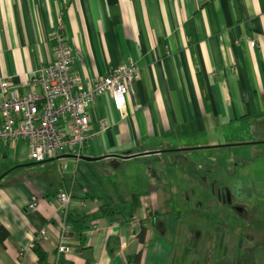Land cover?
I'll use <instances>...</instances> for the list:
<instances>
[{
    "label": "crops",
    "instance_id": "1",
    "mask_svg": "<svg viewBox=\"0 0 264 264\" xmlns=\"http://www.w3.org/2000/svg\"><path fill=\"white\" fill-rule=\"evenodd\" d=\"M60 24L73 51L72 75L92 83L133 62L140 78L127 94L123 116L109 95L96 97L90 108L93 138L81 155L76 150L54 159L60 189L51 180L47 185L14 177L15 168L31 161L29 146L0 141V222L10 231L0 264H204L207 248L205 258L197 253L190 262L177 259L199 251L203 235L193 231L192 246L177 247L172 241L189 228L180 222L182 212L168 206L180 189L194 184L186 171L206 167L204 149L215 153L225 146L222 139L238 145L264 126V0H0V76L9 77L13 90L29 92L30 76L55 61L53 32ZM101 119L109 129L102 130ZM208 138L210 145L204 144ZM193 140L202 141L189 144ZM138 157L142 170L133 169L140 182L126 183L122 164ZM110 165L118 169L113 181ZM210 176L203 174L201 182L209 183ZM63 193L72 196L66 209L57 199ZM194 198L200 207L203 201ZM32 201L38 210L27 208ZM121 201L133 207L132 215H102L82 231L68 219ZM213 211L205 218L213 237L228 242L233 234L244 242L234 230L216 226ZM142 223L144 243L138 238ZM235 240L227 246L229 255ZM34 241L44 253L41 260ZM60 243L67 252L59 254ZM236 247L247 256L248 250Z\"/></svg>",
    "mask_w": 264,
    "mask_h": 264
},
{
    "label": "built area",
    "instance_id": "2",
    "mask_svg": "<svg viewBox=\"0 0 264 264\" xmlns=\"http://www.w3.org/2000/svg\"><path fill=\"white\" fill-rule=\"evenodd\" d=\"M55 61L39 68L30 76L32 85L23 94L13 90L9 77L0 76V141L26 142L31 160L42 163L59 158L60 154L78 150L94 134L90 128V108L98 95H109L114 109L125 115L126 97L134 91L140 78L138 67L133 62L123 63L109 74L90 83L82 75L71 73L73 51L66 37L58 30L53 32ZM102 130L110 128L105 119L100 120ZM66 167V165H64ZM71 195L58 197L62 208H67ZM32 201L27 208L38 210ZM69 227L63 224L66 236ZM45 231H41L43 235ZM59 254L68 251L60 243Z\"/></svg>",
    "mask_w": 264,
    "mask_h": 264
},
{
    "label": "rangeland",
    "instance_id": "3",
    "mask_svg": "<svg viewBox=\"0 0 264 264\" xmlns=\"http://www.w3.org/2000/svg\"><path fill=\"white\" fill-rule=\"evenodd\" d=\"M58 30L59 33L66 37L64 33L62 32L61 24L55 29V31ZM233 129V128H232ZM257 129V128H256ZM231 130V129H230ZM260 131V132H259ZM212 135V133H208L207 136ZM229 137V136H228ZM213 138V137H212ZM245 138L242 142H238L240 144L238 145H231V141H225L222 139V142L219 141V144H223L225 146H220L219 150L221 151H215L212 148L204 149L203 153H205V157L203 162L206 163V167L203 168H191L193 172L197 173V177L194 178V174H189L187 171L185 173V179L187 176L189 179L194 180V184H189V186H185L184 189H180L179 195L172 199L171 205L168 206V209H174L175 213L182 212V217L180 218V222L182 224L184 223V226L187 227L188 230L183 233L182 236L177 237L175 241H172L176 244L177 247L180 249L191 247L193 244V233L195 231H200L203 235L202 240L196 244L197 250L199 251H193L192 249L187 252V254L182 255L180 254L178 256V260L181 261L182 258H184L185 262H190L188 257L195 256L197 253H200L196 255L198 258H203L205 254V249L207 248V253L205 254V257H211V260H209V264H239L237 258H239V251L235 246L244 247L242 245V242L239 243V237L236 238L233 234H231L229 237V240L227 242V237L223 238L225 240L219 241V237H213V231L211 227V224L207 222L206 216L211 213L212 219L216 218L218 219L215 223L216 226L222 227L223 229L227 228L230 231L233 232L232 227L236 226L235 221L237 218V215H235L234 212H231L226 206L223 205L221 201H216L210 199L211 196L215 197L214 194L217 193L218 189L220 187L227 186L228 188H231V190L236 193V196L240 199L241 203L246 205L249 210H256V213L258 216H261L264 220V215L262 216V209L264 208V126L258 127L257 134H251L246 133V136L242 137L241 139ZM202 141V140H201ZM200 140H193L189 144H196L198 142H201ZM210 138H208L207 141H205L204 144H209ZM210 145V144H209ZM221 152L222 155H219L218 153ZM162 158V157H161ZM176 158V157H175ZM197 160V158L195 159ZM212 165L211 168H208V163ZM214 162L218 163L220 167L215 166ZM183 164L184 162L181 161ZM52 164H55L56 167H53ZM158 165V162L155 163ZM58 162L57 160L53 161H47L38 163L33 160L28 162L25 166H21L18 168H15L12 175L16 178L20 177L23 179L31 180L32 182H41L42 180H46L45 184H50V180L53 182V185L59 188L58 180L60 177L59 169H58ZM123 171L121 173V177L125 179L126 183H138L140 180L138 179V174H135V169H133V166H135L138 170H142L141 166V158H137L136 161L132 162H124L122 164ZM160 170L162 167L165 166V162L163 160L159 162ZM53 167L52 169H50ZM118 170L117 168H114L113 166H107V173H110L112 175L113 172H116ZM222 171V176H217L219 181L216 183V189L214 190V193H212L209 189V183L201 182L202 175L205 173L210 174H217V172ZM156 172L155 170H153ZM138 172V171H137ZM162 172V170H161ZM153 175V174H152ZM154 176V175H153ZM153 176H150V178H153ZM106 177V175H105ZM116 176L112 175L110 178L111 181L115 179ZM200 178V179H199ZM61 179V178H60ZM103 180V179H102ZM108 181V179H107ZM175 185H178L179 183L176 181ZM222 183H225L226 185H222ZM188 184V183H187ZM203 186V188H202ZM177 191L179 190L178 186L176 187ZM195 191V193H194ZM194 194L199 196L200 201L202 202V205L200 206V209L197 210L196 207V198H194ZM195 195V196H196ZM59 197V196H58ZM58 199V198H57ZM211 201H209V200ZM208 205V206H207ZM223 205V207H222ZM196 211V212H195ZM226 214L229 213L228 220L229 223L225 221L224 218H222V214L219 215V213ZM207 213V214H206ZM197 215V216H194ZM261 219V218H260ZM250 220V219H249ZM255 227V222L252 225V229ZM251 226H249V229ZM187 229V228H186ZM189 233H188V232ZM194 231V232H193ZM184 234L186 236H184ZM212 235V239L209 241L207 239V235ZM263 234V233H262ZM262 234H259L262 235ZM264 235V234H263ZM262 237V236H260ZM259 238V237H258ZM178 240L180 241V245L178 244ZM235 240V246L232 247V254L229 255V245H232ZM252 246L250 249L246 251L248 256H253L251 264H264V238L262 239H251ZM185 243V244H184ZM246 244H248L246 242ZM245 244V245H246ZM36 242H33L32 248L36 247ZM187 246V247H186ZM195 246V245H194ZM251 253H250V251ZM185 251V250H184ZM188 251V250H187ZM59 252V251H58ZM236 253V254H235ZM204 257V258H205ZM176 259V260H177Z\"/></svg>",
    "mask_w": 264,
    "mask_h": 264
},
{
    "label": "flooded vegetation",
    "instance_id": "4",
    "mask_svg": "<svg viewBox=\"0 0 264 264\" xmlns=\"http://www.w3.org/2000/svg\"><path fill=\"white\" fill-rule=\"evenodd\" d=\"M211 180H214L215 182L210 181L209 183V189L210 191L212 190V188H214L213 185H215L216 183H218L217 181H219L217 174H211ZM222 185H226L225 183H222ZM220 190L222 189L223 191H221V202L223 203L224 206H226L231 212H234L235 215H237V218L235 221L236 226L232 227V230H234L237 234L242 236V240L244 242H242V245L244 247H242L241 250L243 249H250L251 247H253L251 244V239H262L264 238V220H262L263 218L261 216H258L256 213V210H249V208L242 204L240 199L236 196V193H234L233 190H231V188H228L227 186L225 187H220ZM212 192V191H211ZM214 198V197H213ZM215 199V198H214ZM216 200V199H215ZM217 201V200H216ZM197 204V202H196ZM222 205V207H223ZM221 213H219V215H221ZM264 215V208L262 209V216ZM222 218L225 219L226 222H230L228 220L229 217V213L226 214H222ZM261 218V219H260ZM250 219V220H249ZM255 222V227L252 229V225ZM249 226H251V228L249 229ZM225 230H227V228H225ZM263 233V234H262ZM259 234H262L259 236ZM259 237V238H258ZM246 242L248 244H246ZM246 244V245H245ZM245 251V250H243ZM250 251V250H249ZM251 252V251H250ZM239 259H243L242 261L239 260L238 262H240L239 264H249L251 263V256H246L245 257V252H240L239 251Z\"/></svg>",
    "mask_w": 264,
    "mask_h": 264
},
{
    "label": "trees",
    "instance_id": "5",
    "mask_svg": "<svg viewBox=\"0 0 264 264\" xmlns=\"http://www.w3.org/2000/svg\"><path fill=\"white\" fill-rule=\"evenodd\" d=\"M211 181L215 182L214 180H211ZM215 185H213L214 188H212V190H211L212 193H214V190L216 189ZM221 191H223V190L218 189L217 193L214 194V196H215L214 198L216 200L219 199L218 201H221V195H220ZM194 193H195V191H194ZM194 195H196V194H194ZM196 207H197V210L200 209L198 202L196 204ZM120 213L121 214L127 213L128 215H132L133 214V207L130 204H127L126 202L121 201L118 205H115V206L102 205L100 207L99 211L97 213L92 214L91 216L88 215V216L75 218L72 215H69L68 219L72 220L74 227L77 231H82V230L89 228L91 226V224H88L89 223L88 221H92V220H94L97 217L102 216V215L111 216V215H117ZM179 213H181V212H179ZM150 214H151V216H154V215L157 216L159 213H155L154 211H151ZM214 220L216 222L218 219L215 218ZM146 232H147V226L142 223L141 224V230L138 233V238L143 243L145 242ZM9 236H10V231L8 230V228L5 225H3L0 222V248L5 246V243L8 240ZM34 250L39 255L40 260L43 259V255H44L43 251L38 246L34 247ZM211 258H212V255H211V257L205 258L206 262L204 264H209V262H210L209 260H211ZM139 259H140V254H138L135 257V260H136L135 262L137 263L139 261ZM236 260H238V258ZM249 264H251V263H249Z\"/></svg>",
    "mask_w": 264,
    "mask_h": 264
}]
</instances>
